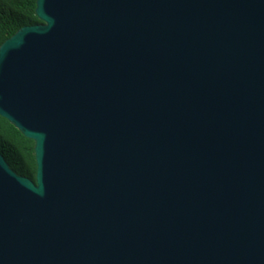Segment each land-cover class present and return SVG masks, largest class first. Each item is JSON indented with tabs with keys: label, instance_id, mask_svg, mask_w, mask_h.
I'll list each match as a JSON object with an SVG mask.
<instances>
[{
	"label": "water",
	"instance_id": "95a60500",
	"mask_svg": "<svg viewBox=\"0 0 264 264\" xmlns=\"http://www.w3.org/2000/svg\"><path fill=\"white\" fill-rule=\"evenodd\" d=\"M0 45V264H264V0H35Z\"/></svg>",
	"mask_w": 264,
	"mask_h": 264
},
{
	"label": "trees",
	"instance_id": "16d2710c",
	"mask_svg": "<svg viewBox=\"0 0 264 264\" xmlns=\"http://www.w3.org/2000/svg\"><path fill=\"white\" fill-rule=\"evenodd\" d=\"M34 10L35 0H0V45L20 28L40 24ZM0 154L18 175L34 182L33 142L1 117Z\"/></svg>",
	"mask_w": 264,
	"mask_h": 264
}]
</instances>
